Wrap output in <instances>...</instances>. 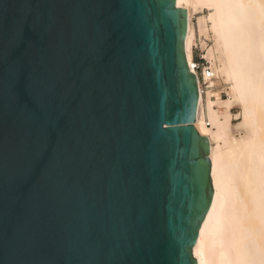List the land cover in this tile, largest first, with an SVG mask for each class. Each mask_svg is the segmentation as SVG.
<instances>
[{
  "label": "water",
  "instance_id": "95a60500",
  "mask_svg": "<svg viewBox=\"0 0 264 264\" xmlns=\"http://www.w3.org/2000/svg\"><path fill=\"white\" fill-rule=\"evenodd\" d=\"M185 32L176 0H0V264H197Z\"/></svg>",
  "mask_w": 264,
  "mask_h": 264
},
{
  "label": "bare ground",
  "instance_id": "6f19581e",
  "mask_svg": "<svg viewBox=\"0 0 264 264\" xmlns=\"http://www.w3.org/2000/svg\"><path fill=\"white\" fill-rule=\"evenodd\" d=\"M176 5L185 12L189 64L192 16L208 10L197 17V29L212 71L205 85L196 77L194 126L207 138L212 190L192 255L197 264H264V0H176ZM234 105L240 107L235 119H241L235 126ZM233 127L243 134L234 136Z\"/></svg>",
  "mask_w": 264,
  "mask_h": 264
},
{
  "label": "rangeland",
  "instance_id": "374dc122",
  "mask_svg": "<svg viewBox=\"0 0 264 264\" xmlns=\"http://www.w3.org/2000/svg\"><path fill=\"white\" fill-rule=\"evenodd\" d=\"M202 14L203 15L204 14H208V10L206 8H204L202 11L194 12V14L192 16V22H193V25H194V28H195V44L193 46V50H194V54L195 55H197V53H199L201 51V43H200V41L204 40V36L201 37L199 35L198 29H197L198 28L197 27V17H199ZM201 54H202V51H201ZM218 90L220 92V96L221 97H225V88H224V86L218 87ZM239 111H240V107L238 105H234L233 108L231 109V112L233 114V117H232L233 126H235L236 123L241 121V119L239 117H237L235 119V115L238 114ZM233 128H232V130H233L232 133L234 134V136L238 137L239 135L243 134V130H241L240 128L239 129L235 128V127H233Z\"/></svg>",
  "mask_w": 264,
  "mask_h": 264
},
{
  "label": "built area",
  "instance_id": "2783aa9c",
  "mask_svg": "<svg viewBox=\"0 0 264 264\" xmlns=\"http://www.w3.org/2000/svg\"><path fill=\"white\" fill-rule=\"evenodd\" d=\"M191 64L188 63V66L190 70L195 74V76L204 84V78H210L212 77V71L210 68V65L208 61L203 57L201 54V51L197 53V55L194 54V50L192 52V60Z\"/></svg>",
  "mask_w": 264,
  "mask_h": 264
}]
</instances>
